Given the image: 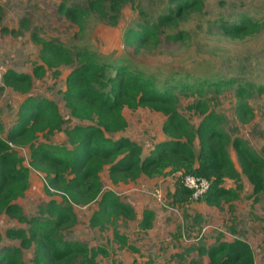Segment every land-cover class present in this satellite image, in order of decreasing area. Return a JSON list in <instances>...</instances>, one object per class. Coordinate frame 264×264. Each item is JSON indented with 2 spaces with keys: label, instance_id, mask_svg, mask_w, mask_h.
Instances as JSON below:
<instances>
[{
  "label": "trees",
  "instance_id": "trees-1",
  "mask_svg": "<svg viewBox=\"0 0 264 264\" xmlns=\"http://www.w3.org/2000/svg\"><path fill=\"white\" fill-rule=\"evenodd\" d=\"M127 5L139 10L141 20L126 32L124 43L141 54L156 50L168 28H178L192 15L202 12L205 0H168L163 12L154 17L146 16L135 0H74L73 3L63 0L59 10L83 29L91 17L103 24L117 25ZM3 12L0 5V23ZM29 26L24 19L19 30L2 31L19 35ZM219 26L223 35L233 40H243L264 30V22L248 16H242L239 22L221 20ZM170 38L186 40L183 32ZM31 40L40 46V63L34 65L32 74L8 69L3 75L4 85L26 95V99L19 105L16 121L7 136L0 119V218L8 216L25 227L6 231V237L20 241V246L0 249V264H23V252L31 248H34L33 264H100L99 257L109 254L106 247H90L67 238V233L78 224L76 207L94 203L98 209L90 218V227L112 230L113 242L121 250L139 253L118 227V223L136 219V210L116 190L106 189L104 175L115 188L137 183L142 178H176V189L170 194L173 205L183 204L191 197L192 192L182 184L181 176L187 174L211 182L209 192L198 200L209 207L222 209L229 205L234 210V203L244 189L243 176L253 186L255 201L264 194V146L259 153L248 141L232 139L225 127L226 116L212 110L208 98L210 94L218 96L227 89H235L236 116L241 123L249 124L255 117L251 102L264 96V84L231 78L160 85L155 78L133 70L126 63L102 61L87 49L73 50L57 40H45L38 33ZM63 67L71 69L63 93L70 112L66 117L56 102L31 93L34 78L40 79L48 71L57 78ZM178 91L194 97L187 109L200 116L197 126L180 112ZM127 109L133 112L148 109L164 116L165 139L147 154L140 144L124 136L130 127L124 114ZM74 119L91 124L68 126ZM55 133H63L67 142H37L40 136ZM10 143L28 148V160ZM229 147L236 153L239 168ZM33 171L44 175L45 192L61 200L51 199L41 206L37 216L28 217L19 201L31 189ZM229 181L234 185L228 187ZM156 216L155 210L145 209L139 230H152ZM193 221L202 223L201 216L196 215ZM230 232L237 234L233 228ZM225 239L220 234L214 244L198 248V253L208 258L207 264H257L247 241Z\"/></svg>",
  "mask_w": 264,
  "mask_h": 264
},
{
  "label": "rangeland",
  "instance_id": "rangeland-1",
  "mask_svg": "<svg viewBox=\"0 0 264 264\" xmlns=\"http://www.w3.org/2000/svg\"><path fill=\"white\" fill-rule=\"evenodd\" d=\"M71 3L74 0H69ZM80 1V0H78ZM168 0H135L136 5L150 17L163 12ZM63 0H0L3 17L0 23V119L5 126V134L16 121L19 105L26 98L6 87L3 75L8 69L18 73L32 74L33 67L40 63V46L31 40L34 33L45 40H57L65 46L76 49L84 48L95 53L102 61L109 63H126L133 70L141 71L156 79L158 84L164 82L195 83L208 79H241L255 84H264V30L243 40H233L223 35L220 21L239 22L242 16L264 22V0H205L202 12L195 13L178 28L167 29L161 37V43L152 52L143 51L136 54L124 43L126 32L141 20L139 10L127 5L122 11L117 25L103 24L91 17L81 29L63 15L59 7ZM26 19L30 26L19 35L8 34L2 30H19ZM184 33L185 41H176L170 35ZM71 69L63 67L59 77L52 72L46 76L34 78L32 95L45 97L56 102L64 117L70 114L64 101L66 78ZM235 89H227L221 95L210 94V106L227 118L226 130L231 138H242L251 147L261 153L264 146V96L255 97L251 102L255 117L249 124L241 123L235 113L237 98ZM180 98L179 110L197 126L200 116L190 112L187 107L194 102L193 96ZM212 96V97H211ZM215 96H217L215 98ZM129 129L124 136L140 144L145 154L160 143L164 134L162 124L164 116L140 109L135 112H124ZM91 124L73 120L68 126ZM37 142L64 144L63 133L49 137L40 136ZM230 154L239 168L238 159L232 147ZM27 161L29 149L18 150ZM31 189L21 205L28 217L38 215L42 205L51 199L61 200L45 192L44 175L33 171ZM176 178L149 180L142 178L134 184L113 187L106 175V189L116 190L126 201L132 204L139 215L145 209H153L157 214L154 228L148 232L139 230L140 218L118 223L121 233L130 239V244L139 249L133 253L128 249L121 250L113 242L112 230H100L89 225L92 214L98 209L97 203L85 207H76L78 224L67 233L69 241H82L90 247L104 246L107 256H100V264H207L208 258L198 253V248L214 244L220 234L231 241L241 238L247 241L254 250L256 263L264 264V194L253 199V186L243 176L244 189L241 198L234 203V210L229 205L222 209L209 207L206 204L187 199L180 205H173L170 194L176 189ZM229 181L227 186H233ZM163 198L159 201L156 192ZM200 215L202 223L193 218ZM192 225V226H191ZM25 227L8 216L0 219V249L5 246H20V241L6 237L9 229ZM230 228L237 231L232 234ZM189 231V232H188ZM228 238V239H227ZM34 248L24 250L23 264H33Z\"/></svg>",
  "mask_w": 264,
  "mask_h": 264
},
{
  "label": "built area",
  "instance_id": "built-area-1",
  "mask_svg": "<svg viewBox=\"0 0 264 264\" xmlns=\"http://www.w3.org/2000/svg\"><path fill=\"white\" fill-rule=\"evenodd\" d=\"M10 146L16 148L17 150L24 149L21 147H15L11 143ZM181 177L184 188L192 192L190 198L193 200L198 201L203 196H205L210 190L211 182L206 178L190 175V174L183 175ZM156 197L158 198L159 201H162L163 196L160 191L156 192Z\"/></svg>",
  "mask_w": 264,
  "mask_h": 264
},
{
  "label": "crops",
  "instance_id": "crops-1",
  "mask_svg": "<svg viewBox=\"0 0 264 264\" xmlns=\"http://www.w3.org/2000/svg\"><path fill=\"white\" fill-rule=\"evenodd\" d=\"M23 95V94H22ZM26 98H23V99H21L22 101H24ZM5 136H7L6 134H4ZM165 139V136H164V138H163V140ZM140 181V180H139ZM153 181V180H152ZM123 185V184H122ZM121 186V185H120ZM22 201V200H21ZM21 201H19V203L21 204ZM131 204H134V203H136V202H134V201H131L130 202ZM22 206V205H21ZM141 214H139V215H136V218L138 219V218H140L141 219V217H142V213H143V211H141L140 212ZM136 214H138V212L136 211ZM156 218H157V216H156ZM1 219V218H0ZM155 222H156V220H155ZM155 222H154V224H155Z\"/></svg>",
  "mask_w": 264,
  "mask_h": 264
}]
</instances>
